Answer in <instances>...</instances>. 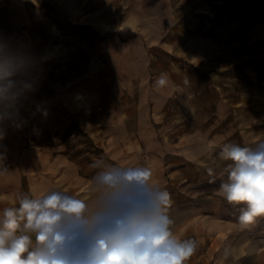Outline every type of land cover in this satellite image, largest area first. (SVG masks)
Segmentation results:
<instances>
[{"label":"crops","instance_id":"1","mask_svg":"<svg viewBox=\"0 0 264 264\" xmlns=\"http://www.w3.org/2000/svg\"><path fill=\"white\" fill-rule=\"evenodd\" d=\"M130 5L117 24L120 37L130 39L120 43L121 51L161 58L150 65L144 56L134 68L121 63L129 75L125 82L135 70L137 77L130 80L150 84L149 95L142 91L134 110L120 114L117 124L105 116L101 128L88 132L90 138L118 166L150 169V182L169 193L171 230L179 239L197 241L185 264H264V217L241 224L239 206L229 209L218 191L230 163L219 156L222 146L264 141V0H131ZM3 16L7 27L15 22L10 0H0ZM104 21L106 27L115 25ZM149 69L151 79L143 77ZM161 73L171 83L157 89ZM31 95V101L39 99ZM27 100L21 96V103ZM51 114L46 109L41 116L39 136L20 151L17 163L0 171V218L4 208L19 207L24 194L92 195V178L102 169L73 156L68 111ZM208 183L217 186L209 189ZM23 234L35 245L34 233Z\"/></svg>","mask_w":264,"mask_h":264},{"label":"clouds","instance_id":"2","mask_svg":"<svg viewBox=\"0 0 264 264\" xmlns=\"http://www.w3.org/2000/svg\"><path fill=\"white\" fill-rule=\"evenodd\" d=\"M18 81L16 62L0 52V107L17 98ZM170 83L161 73L154 87ZM219 156L230 163L218 191L239 206L240 223L264 217V141L254 147L225 143ZM92 167L102 170L92 178L87 199L51 190L24 194L19 207L3 209L0 264H185L197 241L179 239L171 230L169 193L150 182V169L102 162ZM21 222L23 233L35 234V245L30 235L17 234Z\"/></svg>","mask_w":264,"mask_h":264},{"label":"rangeland","instance_id":"3","mask_svg":"<svg viewBox=\"0 0 264 264\" xmlns=\"http://www.w3.org/2000/svg\"><path fill=\"white\" fill-rule=\"evenodd\" d=\"M130 2L10 0L15 22L7 27V17L0 18V52L16 62L19 81L17 99L0 107V132L4 134L0 140V171L13 167L20 151L30 146L32 137L39 136L46 109L52 117L62 109L72 116L69 130L74 135V157L91 163L106 160L110 166H118L88 132L101 128L105 116L117 124L120 114L134 110L142 91L147 89L149 95L150 84L142 87L130 80L136 79L135 70L129 71L133 75L125 82L129 75L121 69V63L127 61L134 68L135 62L146 59L144 56L150 59V65L154 58H161L150 52L137 55L121 51L120 43L130 39L120 37L117 24L132 8ZM105 18L115 25L106 27ZM152 76L150 69L143 75L149 79ZM31 93L39 99L31 101ZM20 95L28 99L25 104ZM115 127L118 135L119 126ZM216 186L207 184L209 189ZM22 231L20 228L17 234Z\"/></svg>","mask_w":264,"mask_h":264},{"label":"trees","instance_id":"4","mask_svg":"<svg viewBox=\"0 0 264 264\" xmlns=\"http://www.w3.org/2000/svg\"><path fill=\"white\" fill-rule=\"evenodd\" d=\"M22 185H23V188L26 190V181L24 178L22 179Z\"/></svg>","mask_w":264,"mask_h":264}]
</instances>
